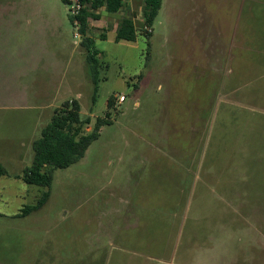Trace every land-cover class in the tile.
<instances>
[{"label": "rangeland", "instance_id": "374dc122", "mask_svg": "<svg viewBox=\"0 0 264 264\" xmlns=\"http://www.w3.org/2000/svg\"><path fill=\"white\" fill-rule=\"evenodd\" d=\"M123 1L120 13L102 8L91 21L100 54L93 103L73 2L0 0L5 169L32 165L30 141L67 101L91 118L86 132L99 118L111 123L79 163L55 171L40 211L0 216V264H264V0H163L153 27L144 0ZM203 11L221 22L219 50L211 28L199 33L201 49L187 39ZM125 17L136 42L115 41ZM217 52L215 73L207 57ZM47 190L0 188V214L35 205Z\"/></svg>", "mask_w": 264, "mask_h": 264}, {"label": "trees", "instance_id": "16d2710c", "mask_svg": "<svg viewBox=\"0 0 264 264\" xmlns=\"http://www.w3.org/2000/svg\"><path fill=\"white\" fill-rule=\"evenodd\" d=\"M82 9L77 16L70 15L71 23L79 25V32L84 37L83 45L86 48V60L89 74L94 84L93 103L96 102L98 92L99 52L95 49V40L89 36L91 21H99L102 16L100 10L105 8L111 15L120 13L124 7L123 0H80ZM143 16L145 25L153 27L162 8L163 0H144ZM69 6V0H63ZM148 39L151 34L147 35ZM138 30L133 18L125 17L121 20L116 31V42H136ZM115 98L111 97L108 107L114 106ZM110 115V114H108ZM92 120L83 116L78 100L65 102L56 108L51 121L43 128L41 136L33 142L34 158L30 167L24 170L21 176L28 185L44 187L48 190L38 199L35 205H26L18 218H26L34 212L40 211L51 197V187L54 174L58 169H67L79 163L86 155L91 145L100 138L101 129L111 123L107 119L99 118L92 132H86V127ZM8 171L0 162V179L8 176Z\"/></svg>", "mask_w": 264, "mask_h": 264}, {"label": "crops", "instance_id": "0c3cea01", "mask_svg": "<svg viewBox=\"0 0 264 264\" xmlns=\"http://www.w3.org/2000/svg\"><path fill=\"white\" fill-rule=\"evenodd\" d=\"M251 12H252V10H251ZM207 16V14L206 13H204V11L203 12H201L200 13V22H198V23H196V25H197V28H195L194 26H195V24L194 25H192V28L190 29V33H189V36H188V38L187 39H190V40H193V42H194V45H193V47L195 48V50H197V49H201V48H203L204 47V42L201 40L202 39V36L199 34V33H201V32H203L202 30L203 29H207V31L210 29V32H212L213 34H215V36H213L214 37V39L216 40V44L214 43V41L212 42V46L211 47H213V48H217L218 50L220 49V38H221V33L223 32L221 29H222V27L220 28V26H221V22L220 21H215V18L213 17V19L209 16V14H208V16L210 17V21H205V17ZM249 28L250 27H247V30H249ZM248 32H250V31H248ZM212 36V35H211ZM210 36V39L212 38ZM218 53L219 52H217V58L216 59H214V57H215V53H213V55H212V58L211 59H209V57H207L208 58V65H210L211 67H210V71H212V72H215V73H218L219 71H220V58H219V56H218ZM100 55V54H99ZM99 55H98V57H99ZM97 57V58H98ZM214 60V61H213ZM230 61L232 62V58L230 59ZM203 62H204V60H201L200 61V63L199 62H197V72H198V68H200L199 66L201 65V66H203ZM205 63V62H204ZM85 69H86V71L89 73V71H88V68H87V63L85 64ZM202 70H204V69H202ZM72 81H74V80H72ZM75 82V81H74ZM74 82H72V83H70L69 85H68V87L70 88L71 86H73L74 85ZM67 87V88H68ZM57 93H55V95L54 96H57L58 95V93H60V92H62V90H64V86L62 85V86H60V84L58 85V86H56L55 87V89H54ZM21 95H23V96H28V94H21ZM47 95V93H45L44 91H40V92H38V93H33V95H31V96H34V97H41V96H46ZM49 95V94H48ZM37 97V98H38ZM126 102V101H125ZM125 102H123V103H125ZM54 108V107H53ZM54 111H55V109H54ZM54 113V112H53ZM35 140H33V141H30V144H32L33 145V142H34ZM154 160H155V158H154ZM0 162L2 163V165L3 166H5L4 164H3V162L1 161V159H0ZM27 167H29V166H27L26 165V167H24V168H22V169H20V171H13L12 173H9V171H8V176H5V177H2L1 179H0V188L2 189V190H5V191H7L10 187H13V186H15V187H19L20 188V191L23 193V194H26L27 196H28V194L32 191V185H28L24 180H23V178L21 177L22 175H23V173H24V170L27 168ZM95 189L93 188V187H88V188H85V193H87V194H91L93 191H94ZM120 191H123V192H125L124 191V189L123 188H121V190ZM91 199H90V201L92 200V197H90ZM20 214V212L19 213H16V214H13V215H11V216H5V215H3V214H0V216H3V217H8V218H11V219H15V220H19V219H21V218H18L17 216ZM29 217V216H28ZM89 219V221L88 222H92L91 221V218H88Z\"/></svg>", "mask_w": 264, "mask_h": 264}, {"label": "built area", "instance_id": "2783aa9c", "mask_svg": "<svg viewBox=\"0 0 264 264\" xmlns=\"http://www.w3.org/2000/svg\"><path fill=\"white\" fill-rule=\"evenodd\" d=\"M70 1V5L72 4L73 2V14L72 16H77L80 12V10L82 9V4H81V1L80 0H69ZM78 24V22H76V25ZM126 99H125V96H122L120 98V102H124Z\"/></svg>", "mask_w": 264, "mask_h": 264}]
</instances>
